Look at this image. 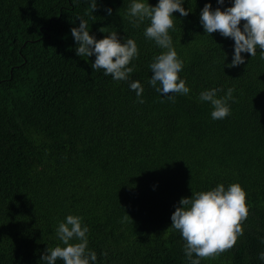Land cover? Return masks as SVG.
<instances>
[{
	"label": "trees",
	"instance_id": "trees-1",
	"mask_svg": "<svg viewBox=\"0 0 264 264\" xmlns=\"http://www.w3.org/2000/svg\"><path fill=\"white\" fill-rule=\"evenodd\" d=\"M131 2L96 0L92 13L90 0H0V264H44L47 248L64 246L56 229L68 215L88 227L95 264H189L185 241L170 228L174 206L220 184L242 187L249 214L236 244L201 264H264L260 49L226 67L234 41L205 33L200 13L206 3L223 11L233 0H183L190 12L172 13L168 34L190 91L170 94L172 102L148 83L150 63L165 50L145 37L149 20L130 23ZM78 17L97 40L115 30L121 42H136L127 80L92 69L95 56L76 55ZM213 88L222 89L217 98L235 90L224 119H212L211 104L199 99Z\"/></svg>",
	"mask_w": 264,
	"mask_h": 264
},
{
	"label": "clouds",
	"instance_id": "clouds-1",
	"mask_svg": "<svg viewBox=\"0 0 264 264\" xmlns=\"http://www.w3.org/2000/svg\"><path fill=\"white\" fill-rule=\"evenodd\" d=\"M182 3L183 0H158L153 7L147 0H132L127 9L134 27H139L146 19L150 21L144 30L145 37L165 50L150 63L152 75L148 83L172 102L175 100L170 94L186 95L190 91L186 81L179 77L183 61L178 58L168 34L174 24L172 13L178 12L180 16L186 17L190 12L185 11ZM224 3L225 0H217L219 6ZM96 9V0H90V11L93 13ZM106 12L112 15V9H106ZM77 19L80 21L79 27L71 29V35L78 45L76 55L95 56L92 69L104 70V75H110L115 81L127 80L134 71V66L128 65L138 56L136 42L131 38L121 42L115 30L97 40L95 36L89 35L87 21L79 17ZM200 24L205 33L210 35L219 32L222 37L234 41L232 62L226 67L244 64L241 53L254 57L257 48L260 49L261 59H264V0H233L232 6L223 11L221 7L212 10L211 4L206 3L200 13ZM99 31L105 33L108 29L103 27ZM130 89L136 92L138 102L144 103L139 99L143 93L139 81L132 82ZM220 91L222 89L213 88L202 91L199 96L201 101L211 104V118L214 120L229 116L228 101L235 102L233 88H229L225 96L217 98ZM174 207L170 228L179 231L185 241L184 253L189 264H201L202 259L215 258L231 249L243 234L242 222L249 214L246 193L239 184H231L227 190L220 184L209 191L191 193L190 198H181ZM124 219L130 220L126 214ZM88 231V227L82 225V217L68 215L63 222L58 223L56 229V235L64 246L47 248L41 261L44 264H56L59 259L63 264H95L97 255L88 250ZM74 239L79 242L71 243ZM259 259L264 260V252L259 254Z\"/></svg>",
	"mask_w": 264,
	"mask_h": 264
},
{
	"label": "rangeland",
	"instance_id": "rangeland-1",
	"mask_svg": "<svg viewBox=\"0 0 264 264\" xmlns=\"http://www.w3.org/2000/svg\"><path fill=\"white\" fill-rule=\"evenodd\" d=\"M57 227H58V225H57Z\"/></svg>",
	"mask_w": 264,
	"mask_h": 264
}]
</instances>
